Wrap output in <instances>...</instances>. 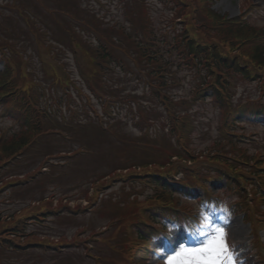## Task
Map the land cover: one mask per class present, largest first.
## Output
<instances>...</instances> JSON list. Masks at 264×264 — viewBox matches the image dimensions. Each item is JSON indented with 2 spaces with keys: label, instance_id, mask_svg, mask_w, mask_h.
Returning <instances> with one entry per match:
<instances>
[{
  "label": "rangeland",
  "instance_id": "1",
  "mask_svg": "<svg viewBox=\"0 0 264 264\" xmlns=\"http://www.w3.org/2000/svg\"><path fill=\"white\" fill-rule=\"evenodd\" d=\"M31 1L0 0V39L11 40L15 43L17 50L22 49L28 60L26 67L33 74L31 80L35 81L37 85L41 81L44 82L46 93L43 102L37 106L39 109L51 112L52 116L60 119L62 124H66L68 121L77 125V122L84 118L82 123L88 126L80 127L78 132L73 135L74 140L67 141V144H63L54 137L47 138V143H44L41 148L38 146L40 155H37L35 151L30 153V150H27L24 155L30 153L29 155L22 159H15L14 162L8 164L11 172L7 174L0 187V212L5 215L17 214L22 208L23 215L21 217L36 214V209L39 208L37 206L40 205L38 203L30 204V200H37L42 195V198L54 195L56 203L59 202L60 198L65 197L68 201L70 200L69 205L71 207L77 205L85 207L88 203L85 200H88L89 194L92 193L90 183L96 181L100 185L99 188L106 187L99 196V200L103 198V203L129 192H133L134 195L138 196L140 201L144 200L152 191L147 186L139 185V179H134L135 182H132L129 178L121 182L113 180L112 178L116 177L114 170L140 162L141 164L153 161L164 162L167 154L165 150H174L176 154L179 152L180 155L187 158L186 160L175 161L180 171L176 178L189 182V185L197 186L196 188L207 187L205 191L209 194L208 197H205L200 189L195 188L193 189L195 193L191 199H183L175 195V202L186 208V210H183L186 214L199 216L202 213L206 227L197 236L199 244L192 247L184 242L189 232L185 226L170 229L163 237L149 242V250L154 252L148 254L145 264H167V258L174 255V251H180L182 248L192 250L202 248L207 241L217 236V232L214 230L218 229H223L226 232L227 244L236 264H264V230L259 231L258 237L254 236L253 238L250 224L243 219V214L240 212L234 214L228 210L229 205L238 204L241 201L237 199L238 195L234 189H226V179H229V177L234 178V182L239 183L241 182L240 176L258 177V174L261 173L254 168L239 164L238 161L233 160V163L230 161V155L235 154L231 153L232 151L223 141L219 129L220 116H218L215 107L211 105V101L194 106L192 110H189V116H186L187 119L184 118L186 124L183 127L180 125L181 120L179 119L187 113L179 106L181 100L177 99L184 100L188 98L192 94L196 82L200 80V76L198 74L190 75L187 72L188 69L184 65L188 61L187 58H189L187 53H185L187 57L185 58L177 52L169 51L166 44L171 42L177 45V40L172 42V33L181 32L183 28L181 25L175 27L171 23L172 18L175 17L178 11L175 10V0H144L145 13L147 17L149 15L150 19L148 21L150 24L147 25H145L143 19H138L137 13L131 7L130 0H80L79 5L86 14H78L76 21L78 26L80 25L85 32L82 33L87 36L85 43L79 41V46L76 49L80 66L74 64L76 55L72 52L75 49L72 47L71 42L70 50L66 48L63 50V47L62 49L58 47L60 43L57 40L55 42L59 44L49 42L48 38L40 41V39L34 38L33 35H28L26 26L29 27V25L22 18L20 12H28L27 8H35L31 7ZM205 2L214 13L228 18H235L240 15L247 2H251V5L257 9L248 15V17L252 15L250 24L264 28V0H205ZM39 3H42V5ZM43 5L46 7H43ZM192 5L197 7L199 3L194 2ZM35 6L39 8L38 10L41 13L36 10L32 17L35 18L37 28H43L41 22L45 17L43 12H47L48 8L53 7L51 0H37ZM125 10H128L131 18L133 16L137 19L135 26H132L128 21ZM203 17L198 12V20L203 19ZM174 27L175 29H173ZM52 29L56 32L60 29V26L56 23ZM7 32H12L11 36H8ZM95 32H98L101 36L93 38ZM54 33L50 35V41L53 40ZM143 37H146L147 41H144ZM72 39L75 38L71 37L68 40L73 41ZM102 42L110 47L112 59H103L105 65H99L102 69L98 66L100 70V75H98L97 70L94 72L96 64H89L88 56L84 52L89 53V49H96L94 52L98 55L97 50H107L108 48L104 47ZM155 42L157 45H155ZM148 44H152L149 50L146 49ZM0 48L4 51L9 49L2 43H0ZM141 54L157 55L158 59L153 61V58L149 61L147 57H141ZM117 59H120L123 64L122 69H119L116 65L115 60ZM92 68L93 71L90 73ZM161 69L164 70V81L166 82L173 78L175 70L180 75L179 82L173 89L169 90L170 92L167 89H159L160 80L156 79L153 71L159 72ZM53 70L57 73L51 75L50 73ZM80 70L85 78L89 77L91 79L93 77L95 84L101 83L100 87L108 86L105 90L108 96L104 94L101 99H97L93 95L90 96ZM189 72L191 73V71ZM127 74L128 76H126ZM66 76L70 78L68 83L63 80ZM263 86L264 82H248L236 77L234 80V87L236 88L234 98L238 99L239 102L260 98L264 102ZM164 94H169L173 101L177 100V102L162 103L164 102L162 101ZM30 101L35 108V104L38 103L35 102L34 104L33 99H30ZM86 115L94 118L95 124H97V115L102 119L101 126L104 129H109L112 134L114 132L117 137L113 139L108 135L100 134L97 131L98 128L94 130L93 126L95 124L86 120ZM189 120L190 126L188 125ZM260 120H263V118ZM243 122L247 139L241 138L243 142L237 141V144L246 148L247 154L260 152L261 148L264 152V126L256 125L247 119H243ZM9 124L14 123L3 117L0 112V127ZM14 127H17V125L14 124ZM145 133L147 134L145 135ZM157 136L159 143L156 142ZM118 137L123 139L118 141ZM177 137L180 138L179 144H181V147L175 142ZM63 139H66V136ZM83 144L89 146L85 147ZM151 147L156 149L146 150ZM84 149L87 151L86 153ZM80 150L84 154L76 153L71 157L61 154L62 157L53 159V162L58 165L54 167L57 168L55 171L43 159L50 151H54V155L58 156V152H79ZM120 150H123L121 157L119 156ZM212 157H215V159ZM219 162L222 164H218ZM229 165H236L238 170L232 172ZM43 166H46L43 174L48 175L50 173L51 178L41 180V177L36 175V179H29L30 175H39L38 171ZM150 170V172L155 171L154 166ZM163 171L164 169H160L157 172ZM10 174H19L25 183L16 184L13 187L6 186V183L13 179H8ZM56 174L58 177L55 176ZM263 174L260 176V180L264 176ZM103 175L107 177L104 178V176L103 179L99 177ZM123 176H125L124 173ZM215 179L216 183L213 182ZM232 188L234 187L232 186ZM245 189L247 192L249 190L251 192L259 191L256 183H250L249 179ZM83 192H86V194ZM263 193L260 192V194ZM206 198L210 202H206ZM215 199L219 200L223 208L220 216H218V208L212 205ZM100 203L101 200L91 208L82 213L80 212L76 218L63 215L60 220L58 218L53 219L48 224L50 230L52 228L51 232L46 227L36 225H30L29 230L34 231L35 228L44 230L43 235L52 234L56 240L62 235L71 239L77 234V230L82 228L88 229L86 233L83 232L80 236L83 240L92 231H104L105 234H101V239L98 242L88 241L89 251L83 245L72 249L65 248L63 250V253H65L63 254L64 263L62 264H95L92 254L89 255L90 258L87 257L90 251L96 256L100 255V264H113L112 259L115 256L112 246L119 240V228L109 229L107 219L101 218L105 212L97 211ZM111 204L114 207L115 202ZM45 208L47 209L48 206L46 205ZM261 209H264V205L260 207ZM113 211L111 207L108 209L110 213ZM263 219L261 214L254 217L257 225H263ZM126 224L125 220H118V227H124ZM3 243L18 247L31 244L46 248L54 247L52 242L40 239H34L31 243H19L18 240L3 238ZM155 251L160 255L165 254V257L155 255L157 254ZM201 255L206 257L209 253ZM5 256L13 258L17 255L0 252V261ZM56 259L58 260V258ZM8 264H26V262L13 260ZM192 264H200V262L192 260Z\"/></svg>",
  "mask_w": 264,
  "mask_h": 264
},
{
  "label": "trees",
  "instance_id": "2",
  "mask_svg": "<svg viewBox=\"0 0 264 264\" xmlns=\"http://www.w3.org/2000/svg\"><path fill=\"white\" fill-rule=\"evenodd\" d=\"M36 1L32 0L30 2L31 7H35L32 8V10L39 9L35 6ZM79 1L80 0H51L53 7L47 9V19L50 23H57L60 26V30L58 29L56 32L49 26L47 33L51 35L55 32L52 37L53 40L51 41H56V39H59L58 37H60L59 43L63 41L61 44L63 50L64 48L70 50L71 42L72 47L75 49L73 51L77 52L76 49L79 46V41L85 43V39L87 38V36L82 33L83 30L82 28H79L78 22L76 21L78 14H86L83 12V8L80 7ZM204 1L205 0H175V10H178L176 18L180 20V23H183V30L179 35L174 37L175 41H178L177 46L175 47V44L172 43L168 45V49H173L175 47L174 50L178 52L183 51L184 53H187V56L190 58L194 57L196 60L198 58V64L201 66L203 65V70L205 69L204 79L211 81L205 83L221 86L220 91L215 89V91L219 93V96L225 92L224 83L226 78H228V74L223 76V73H226L227 70L239 73L237 75H241L248 79H264V29L258 30L250 27L241 23L240 19L226 20L209 10L208 6L200 9V6L195 7L192 5L194 2L199 3L200 5ZM130 2L131 7L134 8L138 15V19H143L145 25L150 24L148 23L149 18L145 13L144 0H130ZM39 4L42 5V3ZM43 7L46 6L43 5ZM198 12L201 16H204L203 19L198 20ZM25 19L30 27L26 26L28 35H33L34 38L39 37L40 41L43 40L44 30L42 28L37 29L34 21L26 18V16ZM73 20H75L74 23ZM40 31L41 33H39ZM28 35L26 36L28 37ZM8 36H11V34ZM71 37H74L75 39H72L73 41L68 40L71 39ZM3 41L6 43L5 45L9 47V54L5 52L4 49H1L0 58L4 61L5 65L4 69L0 72V94L4 97L5 102L10 106L15 116L18 117L21 125H24L26 128L22 127L18 132L2 134L4 138L0 139V182L3 180L1 174L4 170H2V168L5 167V165L7 167V165L14 162L15 159L19 157L23 158L31 152L33 153L38 146L44 144L47 138L55 137L59 134L58 128L52 127L47 123V119L53 117L51 112L44 111L38 107L34 108L30 101V99H33V101L38 100V103L39 100L42 101L45 90L41 83L37 85L35 81L31 80L33 74H31L26 67L27 56L25 55V52L22 49L17 50L15 43L11 40L3 39ZM88 51L92 55L88 52H84V54L88 56L87 60L89 64L92 63V65H94L97 60L100 61L105 58L99 50H97L98 55L94 52L96 49H89ZM140 56L147 57L148 60L151 58V56L145 54H141ZM152 58L155 59V56H152ZM54 73L57 72L53 70L50 74L53 75ZM63 80L64 82H67L66 78H63ZM90 82L93 87L91 90L93 89L94 92L97 91L103 94L108 88V86L100 87L101 83L95 84L93 77L92 80L90 79ZM262 108V106L258 105H247L245 111H263ZM57 126L59 125L57 124ZM77 126H73V128L78 130L82 124H77ZM97 131L100 132V134L108 135L113 139L117 137L115 133L113 132L112 134L111 131L109 133H102L99 129H97ZM121 139L123 138L118 137V141ZM228 145L232 151L231 153H234L236 157L240 156L237 160L242 161L245 159L247 156L246 153L242 154L241 149L237 148L236 145L234 146L231 143ZM84 146L88 147L89 145L84 144ZM152 148L153 147L146 150L149 151ZM27 150H30V153L24 155ZM84 151L85 153L87 152L85 149ZM168 151L165 150L167 154L164 162L153 161L143 162V164L140 162L138 164L125 165L123 168L133 169L135 166L141 167L145 175L141 176V174H137V176L133 175L132 177L142 178V183L145 182L153 185L155 192L143 202L136 200L130 201L129 199L132 194L130 192L128 193V196H125L124 200L116 202L114 205V219H122L127 222L124 227H118L120 231H124V234L119 237V240L121 241L115 250L119 253L120 258L113 259L114 264H124L123 262H125L126 259L131 260L134 264H139L141 259L146 257V244L144 243V237L139 231L137 233L134 227H130V225L134 223L137 228L146 233H156L155 227L143 222V219H145V214L142 212L143 207H154L158 209L159 206H172L174 205L172 194L190 193L191 185H189L188 182H183L182 184L180 182L177 183L170 181L169 183L163 182L161 186L158 184L163 179L162 175H170L174 172L176 164L171 160L173 156L178 157L179 161L187 159L180 155L177 150L176 151L179 154H176L174 150ZM122 152L123 150H120V157ZM212 158L215 159V157ZM189 159L188 156V160ZM258 161L259 160L257 159V168L264 172V168H262L264 162ZM120 162L124 164L122 161ZM149 164L155 165V171L152 173H146ZM218 164L222 163L219 162ZM161 168H164V171L157 172ZM229 168L232 169V172L237 171L235 165H229ZM233 179L234 178L229 177L227 183L230 186H235L238 193L241 194L243 188L238 182H234ZM152 217L153 215L151 214V217L148 216L147 220Z\"/></svg>",
  "mask_w": 264,
  "mask_h": 264
},
{
  "label": "snow or ice",
  "instance_id": "3",
  "mask_svg": "<svg viewBox=\"0 0 264 264\" xmlns=\"http://www.w3.org/2000/svg\"><path fill=\"white\" fill-rule=\"evenodd\" d=\"M214 231L217 236L207 241L204 247L195 250L182 248L167 258V264H192V260H197L200 264H224L226 257L232 260V264H236L227 244L226 232L223 229ZM203 253L209 255L205 257L201 255Z\"/></svg>",
  "mask_w": 264,
  "mask_h": 264
},
{
  "label": "clouds",
  "instance_id": "4",
  "mask_svg": "<svg viewBox=\"0 0 264 264\" xmlns=\"http://www.w3.org/2000/svg\"><path fill=\"white\" fill-rule=\"evenodd\" d=\"M233 260H235V258L233 257ZM236 262V261H235ZM224 264H232V260H229L227 257L225 258Z\"/></svg>",
  "mask_w": 264,
  "mask_h": 264
}]
</instances>
